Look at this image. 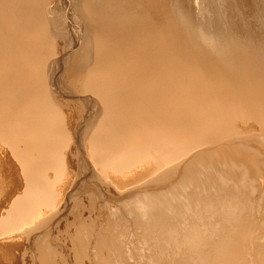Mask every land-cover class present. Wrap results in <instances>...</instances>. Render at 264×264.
<instances>
[{
  "label": "bare ground",
  "instance_id": "6f19581e",
  "mask_svg": "<svg viewBox=\"0 0 264 264\" xmlns=\"http://www.w3.org/2000/svg\"><path fill=\"white\" fill-rule=\"evenodd\" d=\"M0 264H264V0H0Z\"/></svg>",
  "mask_w": 264,
  "mask_h": 264
},
{
  "label": "rangeland",
  "instance_id": "374dc122",
  "mask_svg": "<svg viewBox=\"0 0 264 264\" xmlns=\"http://www.w3.org/2000/svg\"><path fill=\"white\" fill-rule=\"evenodd\" d=\"M62 3H63V2H62ZM68 25L70 26V27H69V31H70L69 34H70L71 37H72V36H73V33H74V32H73L74 25L71 24V23H69ZM71 33H72V34H71ZM75 47H77V45H76ZM259 216H260V215H259Z\"/></svg>",
  "mask_w": 264,
  "mask_h": 264
}]
</instances>
